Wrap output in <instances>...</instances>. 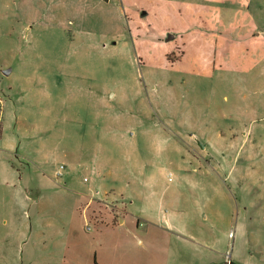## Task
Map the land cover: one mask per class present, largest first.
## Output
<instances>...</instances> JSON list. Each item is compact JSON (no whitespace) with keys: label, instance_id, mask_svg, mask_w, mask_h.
Here are the masks:
<instances>
[{"label":"rangeland","instance_id":"rangeland-1","mask_svg":"<svg viewBox=\"0 0 264 264\" xmlns=\"http://www.w3.org/2000/svg\"><path fill=\"white\" fill-rule=\"evenodd\" d=\"M232 24L264 43V0H0V264L117 256L119 207L61 188L90 183L129 185L142 207L182 185L181 225L217 264H264V54L217 59ZM217 129L240 140L228 155H188ZM153 241V264H211Z\"/></svg>","mask_w":264,"mask_h":264},{"label":"crops","instance_id":"crops-1","mask_svg":"<svg viewBox=\"0 0 264 264\" xmlns=\"http://www.w3.org/2000/svg\"><path fill=\"white\" fill-rule=\"evenodd\" d=\"M222 28L223 30H227L229 35H218L215 48V56L217 59L225 61L229 58H237L240 55L255 58L264 54V43H262L261 40L247 39V42H244L243 39L239 38V25L232 24L231 26H225V28ZM246 45L249 46L246 48ZM183 54L184 53L182 51L179 60ZM2 113L3 112L1 110L0 119H2ZM20 120L21 119H19V121ZM216 124L218 125V123ZM253 124L252 120L249 121V127ZM238 126H240V124ZM243 135L245 137L241 140V143L246 141V138L249 135L248 129L241 132V136ZM204 140V143L196 139L191 140L188 144V155L204 160H212L215 157L223 158L228 155V145L240 141L235 132L229 131V135L227 136L218 129L215 130L213 137H205ZM194 142L198 146L199 151L195 150ZM251 149L248 152V156L257 155L256 150L253 148ZM242 152V150L240 151V149H237L233 153L237 156ZM88 171H90L91 174L93 173L94 176H97L99 173L91 169ZM56 173L61 174L60 171ZM43 175L45 176V174ZM56 185L57 183H55L54 186ZM61 188L72 191L76 196L74 200H76L79 205H81V203H79L81 199L87 201L85 203V207H90L92 201L103 202L105 204L113 203L123 212V214L117 218V221L114 220V223H111L113 226L112 228L125 227L124 232H120V236H118L119 240L116 242V245H114V248L118 249V255H112L109 258H105L102 252H97L93 257L94 264H108L111 260H115L117 264H149L151 260L150 256L155 253L159 254L160 252L153 239L155 236H159L161 234L173 238L181 243H188L189 245H192L195 250L200 251V255L197 258L198 262H202L203 257L206 258L207 256H210L211 264H217L216 258H213L215 252L214 243H204L200 241L199 238L188 233L186 228L181 225L182 221L184 222V220L189 216V211L182 204L178 205L176 202L177 200L179 201L178 198L180 197L175 193L181 192L183 189L182 185L172 186L169 189H165L164 196L162 198L158 199L152 205H147L145 207H142L140 203L135 200L134 195L128 194L129 191L132 192L129 185L122 188L109 185V187L102 189L100 193L96 190L97 187L91 183L84 186H80L78 184L70 187L61 186ZM135 192L137 193L139 190L136 189ZM135 220L136 223L134 222ZM150 223H157L160 226V228H158L160 229V233L156 230H151L152 228L149 226ZM139 227L141 230L138 232ZM130 250L140 252L144 251L146 252L147 257L140 256L135 258L133 257L134 255L132 256L128 254ZM74 255L78 257V261L81 262L80 264H90L89 260L92 259L88 250H76ZM167 260H169V258ZM151 264H153L152 260Z\"/></svg>","mask_w":264,"mask_h":264},{"label":"water","instance_id":"water-1","mask_svg":"<svg viewBox=\"0 0 264 264\" xmlns=\"http://www.w3.org/2000/svg\"><path fill=\"white\" fill-rule=\"evenodd\" d=\"M3 73H4V74H8V73H9V70L7 69V70H5Z\"/></svg>","mask_w":264,"mask_h":264},{"label":"built area","instance_id":"built-area-1","mask_svg":"<svg viewBox=\"0 0 264 264\" xmlns=\"http://www.w3.org/2000/svg\"><path fill=\"white\" fill-rule=\"evenodd\" d=\"M2 100H1V96H0V104H1Z\"/></svg>","mask_w":264,"mask_h":264},{"label":"trees","instance_id":"trees-1","mask_svg":"<svg viewBox=\"0 0 264 264\" xmlns=\"http://www.w3.org/2000/svg\"><path fill=\"white\" fill-rule=\"evenodd\" d=\"M176 60H179V59H176ZM174 61V60H173ZM114 223V222H113ZM113 225H115V224H113Z\"/></svg>","mask_w":264,"mask_h":264}]
</instances>
